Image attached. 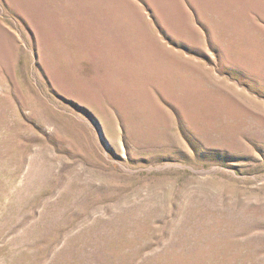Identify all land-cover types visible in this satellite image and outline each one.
<instances>
[{"label":"rangeland","instance_id":"1","mask_svg":"<svg viewBox=\"0 0 264 264\" xmlns=\"http://www.w3.org/2000/svg\"><path fill=\"white\" fill-rule=\"evenodd\" d=\"M52 7L0 0V264H264V0Z\"/></svg>","mask_w":264,"mask_h":264},{"label":"bare ground","instance_id":"2","mask_svg":"<svg viewBox=\"0 0 264 264\" xmlns=\"http://www.w3.org/2000/svg\"><path fill=\"white\" fill-rule=\"evenodd\" d=\"M62 0H37V5L43 10V11H50L52 6H57L60 4ZM51 4V6H50ZM53 8V7H52Z\"/></svg>","mask_w":264,"mask_h":264}]
</instances>
